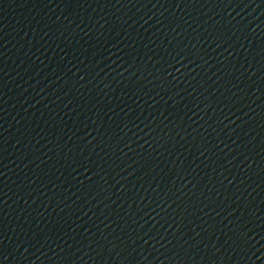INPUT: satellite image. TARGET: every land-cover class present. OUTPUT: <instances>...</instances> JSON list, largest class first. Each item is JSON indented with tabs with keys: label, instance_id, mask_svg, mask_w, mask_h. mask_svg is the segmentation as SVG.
I'll return each instance as SVG.
<instances>
[{
	"label": "water",
	"instance_id": "1",
	"mask_svg": "<svg viewBox=\"0 0 264 264\" xmlns=\"http://www.w3.org/2000/svg\"><path fill=\"white\" fill-rule=\"evenodd\" d=\"M0 264H264V0H0Z\"/></svg>",
	"mask_w": 264,
	"mask_h": 264
}]
</instances>
